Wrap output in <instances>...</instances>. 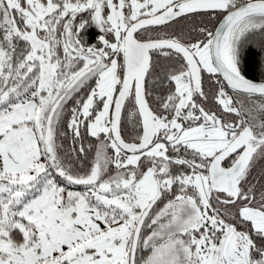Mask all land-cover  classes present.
<instances>
[{"label":"snow or ice","instance_id":"6c2138e0","mask_svg":"<svg viewBox=\"0 0 264 264\" xmlns=\"http://www.w3.org/2000/svg\"><path fill=\"white\" fill-rule=\"evenodd\" d=\"M0 264H264V0H0Z\"/></svg>","mask_w":264,"mask_h":264}]
</instances>
